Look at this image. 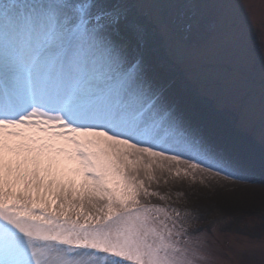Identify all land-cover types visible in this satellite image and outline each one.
I'll use <instances>...</instances> for the list:
<instances>
[{
    "label": "snow or ice",
    "instance_id": "snow-or-ice-1",
    "mask_svg": "<svg viewBox=\"0 0 264 264\" xmlns=\"http://www.w3.org/2000/svg\"><path fill=\"white\" fill-rule=\"evenodd\" d=\"M125 26L142 34L126 6L99 0H0V264H220L207 230L151 203L170 199L151 185L247 177L163 102ZM211 96L190 102L215 111ZM236 251L264 264V239Z\"/></svg>",
    "mask_w": 264,
    "mask_h": 264
},
{
    "label": "rangeland",
    "instance_id": "rangeland-1",
    "mask_svg": "<svg viewBox=\"0 0 264 264\" xmlns=\"http://www.w3.org/2000/svg\"><path fill=\"white\" fill-rule=\"evenodd\" d=\"M112 5L126 6L130 20L142 25L139 36L131 26L122 28L125 42H130L129 38L138 42L136 53L141 52L146 61L154 60L152 62L161 71L174 75L175 87L163 78V84L167 82L173 87V96L180 95L181 87L189 95L186 94L189 99L180 100L185 96L182 92L178 104L191 108V97L199 89H208L212 93L214 112L234 131V142L238 138L261 158L264 144V127L260 121L264 82V0H114ZM152 52L158 53L156 59ZM186 103L189 104L186 106ZM253 154L248 152L247 156L253 158ZM239 162L241 160L235 157L232 163ZM195 175V180L191 176L184 177L199 184L191 188L192 202L189 203L178 188L167 195L156 183L151 190L170 199L161 201L151 197L150 202L191 212L193 233L198 229L207 230L208 243L220 264H238L236 250L240 244L249 239H264V207L253 209L247 203L229 207L224 199L209 201L207 206L195 203V198L201 195L200 190L204 189V197L216 192L211 182L205 184ZM223 175L219 177L228 179ZM228 187L231 189L232 185ZM219 189L221 193L224 191V188ZM256 259L259 260V256Z\"/></svg>",
    "mask_w": 264,
    "mask_h": 264
},
{
    "label": "bare ground",
    "instance_id": "bare-ground-1",
    "mask_svg": "<svg viewBox=\"0 0 264 264\" xmlns=\"http://www.w3.org/2000/svg\"><path fill=\"white\" fill-rule=\"evenodd\" d=\"M112 1L114 0H99L100 3L106 5H109L110 2V5H112ZM124 32V29H122L121 35L125 36L126 34ZM123 39L126 40L125 37H123ZM129 39L131 41L127 42L126 44L130 58L141 59L144 63L150 66L149 79L152 81L154 86L160 90L163 102L167 105H170L177 115L186 122L187 125L190 123L189 125L191 126V130L195 133H198L199 137L204 140L209 149L221 158L220 164L221 166L225 167V171L234 170L247 177L246 179H232L225 175V177L228 178L225 179L224 177L214 175L215 171L217 170L215 168L210 173H197V175H199L205 184L206 182H211L214 185L216 192H210L206 195V197H204V189L200 190L199 193L203 197L198 195L195 198V203H201L207 206L209 201L215 202L217 200L224 199V204L226 200L229 204V207L234 206L237 203L250 204L253 209H257V207H264V164H262L261 158L257 152L244 145L243 142L240 143L238 138H236V141L234 142V131L229 128L230 126L228 124H225L224 118L217 115L216 112L210 110L205 105L192 104L191 108L188 107L190 110L187 107L182 108L181 105L178 104V101L184 89L181 87L182 92L180 95L176 94V97L173 96V87L167 82L166 83L168 86L165 85V82L163 84V78H167L169 83L172 82L174 87L177 86L174 75H171V73L169 74L165 71H161L159 67L155 65L154 62H152L154 60L150 59L146 61L144 55H142L141 52L136 53V44L138 42L135 43L131 38ZM151 42L153 43L152 40ZM150 44L148 46H150ZM142 47L145 48V43H143ZM152 54L156 59L158 53L152 52ZM160 73H163V75L160 76ZM170 79L173 81H170ZM163 85L166 87L165 89ZM183 93L185 96L184 98L180 97V100L182 99L185 101L189 95L186 93V91ZM187 104L189 103H186V106ZM236 136L238 135L236 134ZM248 152L254 153L253 158L247 156ZM235 157L238 160L240 159L241 162L232 163ZM223 174L224 173H221L222 176H224ZM165 179L168 180V183H164ZM194 184H197L199 187L198 183H192L184 178V176L181 178H170L168 173L165 172L157 186L161 187V191L167 195H171V192L175 193L176 188H178V190L182 192L184 198H186L190 203V201H193L191 197V188L194 186ZM228 184L232 185L231 189L228 187ZM219 187L224 188L222 193L219 191L221 190ZM193 196L196 195L193 194Z\"/></svg>",
    "mask_w": 264,
    "mask_h": 264
}]
</instances>
